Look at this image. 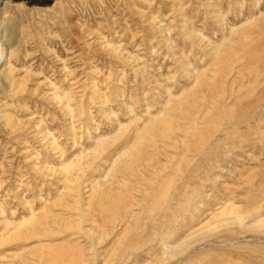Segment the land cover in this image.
<instances>
[{
	"label": "rangeland",
	"instance_id": "rangeland-1",
	"mask_svg": "<svg viewBox=\"0 0 264 264\" xmlns=\"http://www.w3.org/2000/svg\"><path fill=\"white\" fill-rule=\"evenodd\" d=\"M3 6L0 264H264V0Z\"/></svg>",
	"mask_w": 264,
	"mask_h": 264
},
{
	"label": "bare ground",
	"instance_id": "bare-ground-1",
	"mask_svg": "<svg viewBox=\"0 0 264 264\" xmlns=\"http://www.w3.org/2000/svg\"><path fill=\"white\" fill-rule=\"evenodd\" d=\"M2 1L3 0H0V3H2ZM3 7L4 8H1V10H0V21H2V22H4L6 20V16L4 15V12L6 10V7L5 6H3ZM2 22H0V65H1L2 62L4 64H3V66L0 69V86L3 87V88H5V87H8V88L9 87L10 88H13L14 87L15 88V85H19L22 82L15 80V77L13 76L14 67L11 65V63L9 61V57H7L5 59V55L4 54L7 53L8 55H10L14 50L12 51L13 47L11 45L8 46V42H6L5 39H4V28H3V25H1ZM4 27H5V25H4ZM15 83H17V84H15ZM215 216H216L217 219L222 220L224 223H227L228 221H231V222L233 221V222H236V223H241L244 220L243 214H241L239 211L235 210L234 208H230V210L227 211V212H226V210L223 209V211H221L218 214L214 215V217ZM224 217H226V218L224 219ZM28 220H30V219H26L24 221H28ZM263 221H264V218L257 220L256 223H261ZM206 225L203 226V228L206 227ZM208 228H210V226ZM204 230H201V231L203 232ZM195 234L196 233H194L192 235H189L188 237L186 236V238L184 240H182L181 242L172 243V244L166 245V248L164 249V251L166 253L165 255H173V254H175L177 252V248L181 244H183V242L186 239H188L189 237L191 238V237L195 236Z\"/></svg>",
	"mask_w": 264,
	"mask_h": 264
},
{
	"label": "trees",
	"instance_id": "trees-1",
	"mask_svg": "<svg viewBox=\"0 0 264 264\" xmlns=\"http://www.w3.org/2000/svg\"><path fill=\"white\" fill-rule=\"evenodd\" d=\"M35 1H37V2H50L51 0H35Z\"/></svg>",
	"mask_w": 264,
	"mask_h": 264
}]
</instances>
